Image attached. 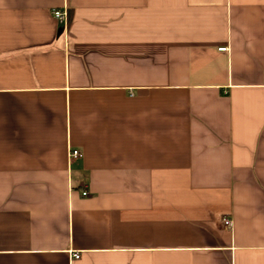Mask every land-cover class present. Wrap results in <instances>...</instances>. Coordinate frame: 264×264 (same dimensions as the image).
Wrapping results in <instances>:
<instances>
[{
	"label": "crops",
	"instance_id": "0c3cea01",
	"mask_svg": "<svg viewBox=\"0 0 264 264\" xmlns=\"http://www.w3.org/2000/svg\"><path fill=\"white\" fill-rule=\"evenodd\" d=\"M0 264H264V0H0Z\"/></svg>",
	"mask_w": 264,
	"mask_h": 264
},
{
	"label": "built area",
	"instance_id": "2783aa9c",
	"mask_svg": "<svg viewBox=\"0 0 264 264\" xmlns=\"http://www.w3.org/2000/svg\"><path fill=\"white\" fill-rule=\"evenodd\" d=\"M53 15L55 16V18H57L58 20L61 21H68V17H69V13L67 11V8L64 9H54L53 10ZM226 48H221V50H225ZM82 153L80 152V150L77 149H71V151L69 152V157L70 158H77V157H81ZM88 191L84 190L83 191V195H87ZM222 222L225 226L227 227H232L233 225V220L229 217H223ZM75 258L79 257V254L75 253Z\"/></svg>",
	"mask_w": 264,
	"mask_h": 264
}]
</instances>
